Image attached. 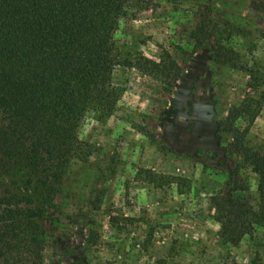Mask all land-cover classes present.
<instances>
[{
	"label": "rangeland",
	"instance_id": "1",
	"mask_svg": "<svg viewBox=\"0 0 264 264\" xmlns=\"http://www.w3.org/2000/svg\"><path fill=\"white\" fill-rule=\"evenodd\" d=\"M115 41L130 58L169 52L181 76L167 91L136 67L116 68L120 100L78 129L96 152L73 163L55 199L44 264H264V228L225 244L212 202L232 175L235 196L257 207L258 176L227 156L217 121L264 89V0H146L126 9ZM240 125L263 150L264 106Z\"/></svg>",
	"mask_w": 264,
	"mask_h": 264
},
{
	"label": "trees",
	"instance_id": "2",
	"mask_svg": "<svg viewBox=\"0 0 264 264\" xmlns=\"http://www.w3.org/2000/svg\"><path fill=\"white\" fill-rule=\"evenodd\" d=\"M145 2L0 0V264H44L56 229L55 199L73 163L96 152L78 129L87 114L112 113L120 100L116 68L136 67L164 81L167 91L180 78L182 67L169 52L160 60L130 58L116 45L126 9ZM211 58L231 59L214 51ZM263 106L264 89L217 121L227 156H238L258 176L257 207L235 196L242 188L232 175L228 188L212 196L220 237L231 246L264 228V149L250 147L249 125H240Z\"/></svg>",
	"mask_w": 264,
	"mask_h": 264
}]
</instances>
